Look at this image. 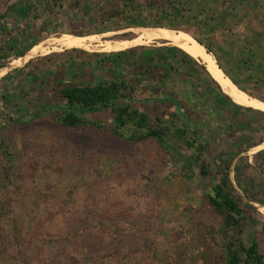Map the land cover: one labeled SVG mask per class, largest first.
<instances>
[{"label":"rangeland","instance_id":"obj_1","mask_svg":"<svg viewBox=\"0 0 264 264\" xmlns=\"http://www.w3.org/2000/svg\"><path fill=\"white\" fill-rule=\"evenodd\" d=\"M0 16V264H225L236 231L208 200L225 164L242 209L237 235L264 260V111L233 103L201 63L165 42L112 52L48 44L64 34L182 31L264 102V0H0ZM40 42L47 49L22 59ZM148 55L158 65L149 73ZM165 73L160 88L152 76ZM112 80L127 85L120 102L151 123L171 128L184 108L181 137L168 136V147L130 140V127L121 137L109 109L83 113L101 128L56 120L66 85ZM170 93L182 109L164 101Z\"/></svg>","mask_w":264,"mask_h":264},{"label":"trees","instance_id":"obj_2","mask_svg":"<svg viewBox=\"0 0 264 264\" xmlns=\"http://www.w3.org/2000/svg\"><path fill=\"white\" fill-rule=\"evenodd\" d=\"M27 10L28 8L24 7L18 11L21 14L23 12L25 13ZM1 18L2 17L0 16V19ZM185 54L187 55V53ZM161 55L163 57L162 61L165 63L168 57L166 54ZM187 56L191 58L189 55ZM154 61V56L148 55L147 60L143 64L145 68L144 71L149 73L151 70H153V68L157 69L158 65L153 64ZM166 65L169 68L173 67L168 62ZM189 75L190 74H188V76ZM152 77L157 79L156 84L160 88L166 85V82L169 78L168 73H165V75L156 74ZM126 89L127 85L124 82L116 80H112L107 84L81 83L66 85L61 90V93L66 99V110L63 111V113L57 115L56 120L61 125L67 127H78L81 125L90 124L101 128L102 126H100V123L89 121L83 115V113L85 111L109 109L112 113V128L110 131L121 137L125 136L124 133H122V129L125 127H130L133 130V133L128 136L130 140L152 138L165 147H168L169 145L168 136L171 134L177 138L181 137L180 135L185 131V125H187V118L185 117L187 115L184 112V108L182 110L184 115L179 117L181 119H179L180 123L174 125V123L171 122V128L173 129V132H170L167 130L168 128L171 129L169 127L170 124L163 126L159 118L155 120V124L151 123L147 113L132 108L128 103L120 102V99L126 96ZM164 101H170L171 104L179 106L181 109L183 107L182 99L174 93L166 95ZM191 133L197 137L201 135L200 130H197L195 127L191 128ZM194 140V138H189L186 139L185 143L191 147V142ZM201 150L202 147L197 146L196 151L198 152V155L201 153ZM199 157L200 156L197 157V160ZM228 167V164H225L224 167L219 169L221 173L219 181L212 187L211 195L208 194V200L210 204L218 213L224 216L225 223L230 225L232 229L236 231V234L226 243L225 264H248L250 260L254 264H264L263 257L258 251L257 243L253 241L250 245L245 246L237 235V232H240L239 219L242 217V209L240 208L238 201L233 196V188L231 186L227 171ZM200 170L201 173H206L204 165H200Z\"/></svg>","mask_w":264,"mask_h":264},{"label":"bare ground","instance_id":"obj_3","mask_svg":"<svg viewBox=\"0 0 264 264\" xmlns=\"http://www.w3.org/2000/svg\"><path fill=\"white\" fill-rule=\"evenodd\" d=\"M135 35L132 38H124L119 40H101L97 37L90 36L88 38L77 37L73 35H62L49 41L48 44L59 43L66 47L83 48L84 50L94 49L98 52L123 51L131 47L148 45L152 43L165 42L176 46L183 50L194 60L201 63L209 76L218 84L221 91L225 93L236 104L244 106H252L264 111V102L249 97L243 90L235 86L228 75L225 74L221 66L218 64L214 55L199 43V41L191 38L182 31H174L163 27H143L132 30ZM46 42L35 44L22 59L34 58L33 53L38 47H42L39 54L47 49ZM46 46V47H45ZM38 54V55H39ZM37 55V56H38ZM36 57V56H35ZM234 82V81H233Z\"/></svg>","mask_w":264,"mask_h":264},{"label":"water","instance_id":"obj_4","mask_svg":"<svg viewBox=\"0 0 264 264\" xmlns=\"http://www.w3.org/2000/svg\"><path fill=\"white\" fill-rule=\"evenodd\" d=\"M150 28H156V27H150ZM173 30V29H172ZM232 82V81H231ZM233 83V82H232ZM235 86H237L235 83H233Z\"/></svg>","mask_w":264,"mask_h":264}]
</instances>
